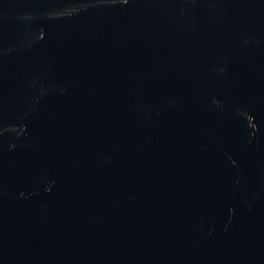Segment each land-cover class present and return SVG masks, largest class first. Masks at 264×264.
<instances>
[{
  "label": "water",
  "instance_id": "obj_1",
  "mask_svg": "<svg viewBox=\"0 0 264 264\" xmlns=\"http://www.w3.org/2000/svg\"><path fill=\"white\" fill-rule=\"evenodd\" d=\"M0 264H264V0H0Z\"/></svg>",
  "mask_w": 264,
  "mask_h": 264
}]
</instances>
